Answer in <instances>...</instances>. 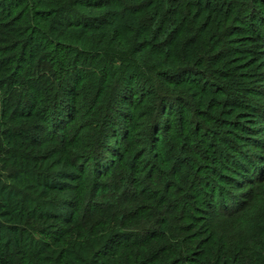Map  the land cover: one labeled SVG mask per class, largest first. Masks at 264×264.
I'll use <instances>...</instances> for the list:
<instances>
[{
  "label": "trees",
  "instance_id": "1",
  "mask_svg": "<svg viewBox=\"0 0 264 264\" xmlns=\"http://www.w3.org/2000/svg\"><path fill=\"white\" fill-rule=\"evenodd\" d=\"M263 45L264 0H0V264H264Z\"/></svg>",
  "mask_w": 264,
  "mask_h": 264
},
{
  "label": "rangeland",
  "instance_id": "2",
  "mask_svg": "<svg viewBox=\"0 0 264 264\" xmlns=\"http://www.w3.org/2000/svg\"><path fill=\"white\" fill-rule=\"evenodd\" d=\"M262 49H263V52L261 51V54L264 55V45H263ZM263 60H264V58H263ZM248 123H250V122H248ZM255 128H256V130H260V131H258V132H261V133L264 134V125L262 126L261 124H259V125H257ZM259 142H260V143H264V137L260 138V139H259ZM254 153H256V156H261V155H262V152H261V153H260V152H254ZM243 179H244V178H240V179H239V182H242ZM241 188H242V187H241ZM248 192H249L248 188H246L245 190H240V189H239V190L237 191L238 194H241V193H242L243 195L248 194Z\"/></svg>",
  "mask_w": 264,
  "mask_h": 264
},
{
  "label": "snow or ice",
  "instance_id": "3",
  "mask_svg": "<svg viewBox=\"0 0 264 264\" xmlns=\"http://www.w3.org/2000/svg\"><path fill=\"white\" fill-rule=\"evenodd\" d=\"M246 206V205H245Z\"/></svg>",
  "mask_w": 264,
  "mask_h": 264
}]
</instances>
